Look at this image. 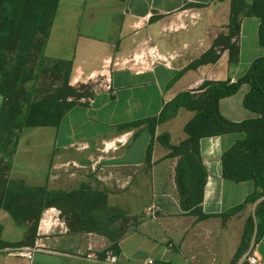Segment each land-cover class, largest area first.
Listing matches in <instances>:
<instances>
[{"label":"crops","instance_id":"crops-1","mask_svg":"<svg viewBox=\"0 0 264 264\" xmlns=\"http://www.w3.org/2000/svg\"><path fill=\"white\" fill-rule=\"evenodd\" d=\"M196 10L202 13L198 24L173 29ZM229 11L230 0H60L44 54L51 59L72 60L73 79L86 82L92 75H101L102 82L111 79L110 88L100 87L91 97L82 98L63 114L59 125L32 127L36 135L29 141H22L28 127L21 130L10 176L29 185L66 191L89 183L107 190L111 206L129 215H142L141 222L120 240L119 257L124 264H144L148 258H153L154 264H237L236 253L256 201L245 200L255 184L224 178L221 156L243 133L201 138L207 180L200 205L208 216L199 218L182 209L175 181L178 157L167 156L170 149L158 139L167 132L170 143L178 144L187 136L184 126L195 112L181 107L176 116L156 126L154 136L147 122L125 126L158 116L176 94L195 92L206 79L236 81L263 54L259 19L245 16L238 39V62L229 63L228 57L221 56L214 65L186 69L212 45L217 36L212 38L210 33L221 15L227 30ZM149 38L162 52H180L172 67L157 64L137 73L112 64L133 54ZM244 55L248 65L242 71ZM206 70L210 74L205 79L202 75ZM248 90L249 85L243 83L235 94L221 98L220 113L232 121L255 117L257 114L243 103ZM2 101L0 94V106ZM150 144L152 155L147 160ZM75 162L81 167L73 166ZM242 203L239 211L223 218ZM46 210L52 213L48 231L44 225L39 231ZM58 210L55 206L43 210L33 241L0 247V264H109L81 256L107 248L109 239L92 232H69ZM42 233L47 234V249L35 252L31 260L14 251L32 245ZM26 236V226L1 209L0 239L13 244ZM253 249L264 261V231Z\"/></svg>","mask_w":264,"mask_h":264},{"label":"trees","instance_id":"trees-1","mask_svg":"<svg viewBox=\"0 0 264 264\" xmlns=\"http://www.w3.org/2000/svg\"><path fill=\"white\" fill-rule=\"evenodd\" d=\"M221 3L225 0H213ZM60 0H0V210L6 209L19 225L27 228L26 239L9 244L0 239V247L19 246L33 241L43 210L55 206L61 210L68 231L71 233H96L106 236L110 244L107 249L120 252V240L142 220V215H129L108 203L106 189H97L89 183L66 191L48 189L45 185H29L23 179L10 176L11 158L17 148L20 131L26 127L57 126L63 114L82 98L91 97L94 91L88 84L79 87L70 84L73 61L51 59L44 54ZM202 6L203 4H199ZM255 16L259 19L258 38L264 48V0H230V11L226 32L218 35L213 44L189 63L186 69H198L216 64L222 52L228 51V62L239 60L238 39L242 19ZM53 63L50 71L62 78L53 90L42 92L25 83L34 78L31 63L39 60ZM243 83L249 85L244 96V106L255 112V117L232 121L219 111V100L235 94ZM192 92L184 90L167 102L158 116L132 122L139 125L147 122L152 135L158 124L177 115L181 107L195 112L185 124L187 136L178 144H171L169 133L158 139L169 149L167 156L178 157L175 168L181 207L184 211L208 215L202 212L207 170L200 153L203 137L228 132L243 133L221 156L222 174L226 179L237 182L251 180L255 190L245 201H255L264 194V52L255 58L248 70L236 81L205 80ZM152 144L147 149V160L152 155ZM243 203L223 214L226 219L243 207ZM258 234L264 231V199L256 209ZM254 230V219L248 217L242 242L236 258L248 249ZM105 255V250L99 252Z\"/></svg>","mask_w":264,"mask_h":264},{"label":"built area","instance_id":"built-area-1","mask_svg":"<svg viewBox=\"0 0 264 264\" xmlns=\"http://www.w3.org/2000/svg\"><path fill=\"white\" fill-rule=\"evenodd\" d=\"M200 13V12H199ZM197 11L191 12L186 17L189 19L187 21H181L178 24L174 26L173 29H187L190 26H194L199 22L200 14ZM179 55L178 51H172V52H162L158 46L157 43L153 42L150 38L143 42L141 44L140 48L137 49L133 54H131L128 57L122 58V59H116L113 61V65L119 69H133L137 73L144 72L148 69L153 68L157 64H163L168 67H172V61ZM108 63H111V60H108ZM111 79L108 78V80L102 82L101 87L110 88L109 81ZM78 81L76 79H73L70 81L71 85H76ZM99 89V88H98ZM96 89V90H98ZM95 90V91H96ZM73 166L75 167H81L78 163H73ZM59 209V208H58ZM51 212H48L46 210L45 216L40 220L39 225V231L41 230L42 226L44 225V228L48 231L47 226H49V222L51 220ZM60 214V217L64 220V218L61 216V210H58V215ZM39 224V223H38ZM45 230V231H46ZM46 231V232H47ZM44 232V231H43ZM47 234L42 233L39 235L35 242L32 245L28 246H20L13 248L15 252L18 254L25 256L28 260H31L33 258V255L37 251L46 250V244H45V236ZM9 249V248H7ZM105 250V255L100 256V251H94L89 250L85 253H82L81 256L87 260H93V261H102L107 262L109 264H124L120 261L119 253H114L110 249H103ZM144 264H154L153 258H148ZM242 264H264V261L259 256L258 252L252 249V251L247 255V257L244 259Z\"/></svg>","mask_w":264,"mask_h":264},{"label":"rangeland","instance_id":"rangeland-1","mask_svg":"<svg viewBox=\"0 0 264 264\" xmlns=\"http://www.w3.org/2000/svg\"><path fill=\"white\" fill-rule=\"evenodd\" d=\"M197 11V10H196ZM199 13V11H197ZM200 20L202 18V13L200 12ZM225 16L221 15L219 18H217L214 22L215 30H212V33H210V37L212 38L216 35H220L223 32H226L225 25L223 23ZM189 19V17H188ZM225 22V21H224ZM198 24V23H197ZM196 25V24H195ZM174 28V27H173ZM165 33V32H164ZM215 40V37L212 39V41ZM213 44V42H212ZM180 53V52H179ZM222 57L227 58L228 57V51L222 52ZM247 57L246 55L242 58V67L244 68L242 71H244L247 68ZM40 64V57L39 60L34 61L31 63V66L34 67L33 76L34 78L30 80L29 82L25 83V87L30 89L33 86H36L37 88L41 89L42 92H48L53 90L56 86L61 84L62 78L57 75L56 72L50 71V67L53 63L51 62H43V66L39 67ZM210 68V67H209ZM208 68V69H209ZM206 74V75H205ZM210 74V70H206V73H203L202 77L206 79V77ZM75 73L71 72L70 81L74 78ZM207 80V79H206ZM69 81V82H70ZM103 81V77L101 75H92L89 79H87L86 82L78 81L76 83V87H79L82 84H88L90 87V90L95 91L96 89L100 88ZM85 99V98H84ZM34 129L32 127L26 128L22 133V141L30 140L31 137H35Z\"/></svg>","mask_w":264,"mask_h":264},{"label":"water","instance_id":"water-1","mask_svg":"<svg viewBox=\"0 0 264 264\" xmlns=\"http://www.w3.org/2000/svg\"><path fill=\"white\" fill-rule=\"evenodd\" d=\"M262 199H264V194H262L261 196H259L256 199V201H255V203L253 205V219H254V230H253V234H252L251 241H250V244H249L248 249L239 257V259L237 261V264H242V262L244 261V259L252 251V249H253V247L255 245V242H256V239H257V234H258V229H259L258 219H257V214H256V208H257L258 203Z\"/></svg>","mask_w":264,"mask_h":264}]
</instances>
